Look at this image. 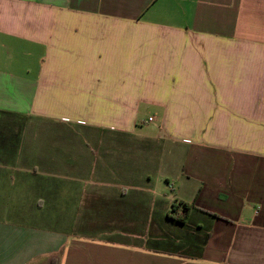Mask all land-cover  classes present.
<instances>
[{
  "label": "crops",
  "instance_id": "1",
  "mask_svg": "<svg viewBox=\"0 0 264 264\" xmlns=\"http://www.w3.org/2000/svg\"><path fill=\"white\" fill-rule=\"evenodd\" d=\"M0 264H264V0H0Z\"/></svg>",
  "mask_w": 264,
  "mask_h": 264
},
{
  "label": "trees",
  "instance_id": "2",
  "mask_svg": "<svg viewBox=\"0 0 264 264\" xmlns=\"http://www.w3.org/2000/svg\"><path fill=\"white\" fill-rule=\"evenodd\" d=\"M191 208L192 205L179 201H174L171 210L168 213V218L177 222L180 225H185L188 212Z\"/></svg>",
  "mask_w": 264,
  "mask_h": 264
},
{
  "label": "rangeland",
  "instance_id": "3",
  "mask_svg": "<svg viewBox=\"0 0 264 264\" xmlns=\"http://www.w3.org/2000/svg\"><path fill=\"white\" fill-rule=\"evenodd\" d=\"M151 112H153V113H155V111H151ZM151 115L152 113H149V111H144V115L147 117L148 115ZM149 131H151V132H157V129H158V124L157 123H153V124H150L149 126ZM165 184H163V186H164ZM167 191V193L169 194V195H171V194H173V192L172 191H170L169 189L168 190H166Z\"/></svg>",
  "mask_w": 264,
  "mask_h": 264
},
{
  "label": "built area",
  "instance_id": "4",
  "mask_svg": "<svg viewBox=\"0 0 264 264\" xmlns=\"http://www.w3.org/2000/svg\"><path fill=\"white\" fill-rule=\"evenodd\" d=\"M153 120H154L153 117H151V118L148 119L149 122H152Z\"/></svg>",
  "mask_w": 264,
  "mask_h": 264
}]
</instances>
